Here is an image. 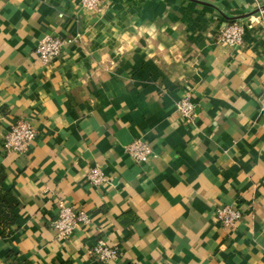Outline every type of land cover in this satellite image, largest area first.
Here are the masks:
<instances>
[{"label":"crops","instance_id":"crops-1","mask_svg":"<svg viewBox=\"0 0 264 264\" xmlns=\"http://www.w3.org/2000/svg\"><path fill=\"white\" fill-rule=\"evenodd\" d=\"M264 0H0V141L18 118L25 154L0 145L1 186L16 200L0 264H264V28L240 45L221 22ZM43 34L64 40L42 63ZM195 105L185 124L175 109ZM148 143L137 163L123 145ZM97 165L104 180L86 182ZM63 200L88 215L67 239L50 221ZM240 211L233 227L215 207ZM118 249L102 263L88 249Z\"/></svg>","mask_w":264,"mask_h":264},{"label":"built area","instance_id":"built-area-1","mask_svg":"<svg viewBox=\"0 0 264 264\" xmlns=\"http://www.w3.org/2000/svg\"><path fill=\"white\" fill-rule=\"evenodd\" d=\"M104 0H79V6L88 11H97ZM257 25L264 28V9H259L243 19H231L221 22L215 30V40L231 47L241 43L242 33L245 27ZM64 40L49 34H43L37 41L34 52L42 63H47L56 58L61 50ZM175 109L182 118L183 123L192 122L195 113V105L186 96L177 99L174 103ZM36 136L35 129L29 121L18 118L7 125L2 134L0 145L5 152H12L17 155L25 154L33 143ZM123 151L137 163L145 162L154 153L147 142L141 139H133L123 145ZM104 176L97 165L91 166L86 173V182L90 185H99ZM240 218V211L230 205H221L214 209L215 221L224 227H233ZM88 215L81 209H76L63 200L56 203L55 217L50 221L51 227L56 235L67 239L75 227L79 224L88 223ZM88 254L95 260L102 263L113 260L117 257L118 249L114 246H107L102 241H96L89 249Z\"/></svg>","mask_w":264,"mask_h":264},{"label":"trees","instance_id":"trees-1","mask_svg":"<svg viewBox=\"0 0 264 264\" xmlns=\"http://www.w3.org/2000/svg\"><path fill=\"white\" fill-rule=\"evenodd\" d=\"M4 178V172L0 168V236H8L13 229L15 218L13 209L16 206V200L11 195L9 189L1 186V181Z\"/></svg>","mask_w":264,"mask_h":264},{"label":"water","instance_id":"water-1","mask_svg":"<svg viewBox=\"0 0 264 264\" xmlns=\"http://www.w3.org/2000/svg\"><path fill=\"white\" fill-rule=\"evenodd\" d=\"M259 9H264V5L260 6ZM255 11H256V9H255L254 11H252L251 13H253V12H255ZM251 13H247V14H245V15H241V16H239V17H246V16L250 15Z\"/></svg>","mask_w":264,"mask_h":264}]
</instances>
